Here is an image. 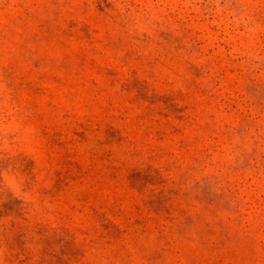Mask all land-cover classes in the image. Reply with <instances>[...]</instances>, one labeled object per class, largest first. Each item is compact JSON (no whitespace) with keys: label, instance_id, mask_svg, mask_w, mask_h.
<instances>
[{"label":"rangeland","instance_id":"374dc122","mask_svg":"<svg viewBox=\"0 0 264 264\" xmlns=\"http://www.w3.org/2000/svg\"><path fill=\"white\" fill-rule=\"evenodd\" d=\"M0 264H264V0H0Z\"/></svg>","mask_w":264,"mask_h":264}]
</instances>
